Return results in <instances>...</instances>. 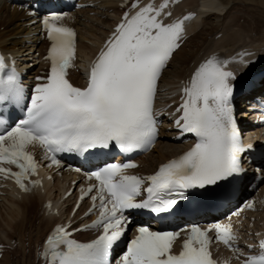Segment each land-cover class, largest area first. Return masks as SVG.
I'll return each mask as SVG.
<instances>
[{
  "label": "snow or ice",
  "instance_id": "snow-or-ice-1",
  "mask_svg": "<svg viewBox=\"0 0 264 264\" xmlns=\"http://www.w3.org/2000/svg\"><path fill=\"white\" fill-rule=\"evenodd\" d=\"M174 2L178 0H134L92 62L83 88L68 78L77 58V33L58 23L61 14L42 20L50 41L45 57L50 68L37 78L40 83L30 95L15 58L0 53V111L14 108L23 114L11 124L0 117V178L14 180L24 192L42 186V180L33 179L40 168L36 148L50 166L59 168V154L84 157L90 150L114 146L130 154L154 147L159 82L186 39L185 22L194 18L188 14L172 19ZM251 55L241 53L236 60L213 54L185 82L181 102L170 115L181 137H195L187 151L150 175L131 174L129 170L139 167L131 160L83 173L87 183L80 189L73 218L56 224L43 243L39 255L44 264H231L214 258L213 244L229 249L239 264H264V239L258 246L247 244L245 252L230 218L228 223L178 231L153 230L134 219L139 210L166 219L161 214L187 200L189 190L224 188L244 171L242 154L252 145L245 146L241 138L233 103L238 75L230 65H247L244 57ZM85 200L90 206L80 219H96L74 226ZM244 207L254 210L255 202ZM130 230L126 250L114 257ZM85 231L97 235L87 242L75 238Z\"/></svg>",
  "mask_w": 264,
  "mask_h": 264
},
{
  "label": "bare ground",
  "instance_id": "bare-ground-1",
  "mask_svg": "<svg viewBox=\"0 0 264 264\" xmlns=\"http://www.w3.org/2000/svg\"><path fill=\"white\" fill-rule=\"evenodd\" d=\"M237 2L240 3L237 4ZM90 3L84 10L65 19L79 32L81 60L95 55L99 43L104 40L120 17L118 0H90ZM177 9L181 12L195 11L198 17L190 25V37L174 54L173 60L164 72L162 78L164 99L174 93L179 82L190 75L198 63L213 54L226 58L230 54L236 53L238 57L243 52H249L253 55L245 56L246 61L258 60L259 65L264 62V0H183ZM32 19L34 18L28 16L22 6L0 0V45L6 52L12 53L22 62L30 61L36 43L42 39L41 26L30 25L29 22ZM44 48L45 43L42 42L38 45L37 51H42ZM236 66L251 71L256 68L254 64L236 63ZM36 67L40 69L41 64ZM72 78L80 82L81 73H73ZM259 82L260 85L256 86L247 95L248 97H254L264 91V77ZM162 134L164 138L158 146L142 160L151 170H154L157 164L186 148V145L170 140L173 133L168 129ZM54 178L53 183L46 185L45 191L31 194L19 196L8 187L1 189L0 243L8 248L0 264H12L13 260L8 253L14 246L22 251V256L26 257V244L27 240H30L29 237L33 239L31 243L36 247L42 244L53 225L65 212H69L70 198L62 202L60 206H55L54 210L57 207L60 209V215L53 212L46 214L42 209L47 198L60 199L61 190L67 183L65 178H60L57 174ZM66 207L67 211H65ZM253 217L254 222L247 221L241 226L242 234L245 236H251L264 227V211L258 212ZM88 237L89 235H84L85 239ZM34 260H36V252ZM31 263L26 261L25 264Z\"/></svg>",
  "mask_w": 264,
  "mask_h": 264
},
{
  "label": "rangeland",
  "instance_id": "rangeland-1",
  "mask_svg": "<svg viewBox=\"0 0 264 264\" xmlns=\"http://www.w3.org/2000/svg\"><path fill=\"white\" fill-rule=\"evenodd\" d=\"M240 2H237V4H239ZM243 20V19H242ZM29 239L30 240H27V244H26V250L28 251H30L31 249H32V247H33V244L31 243L32 242V238L31 237H29ZM30 243V244H29ZM26 252V251H25ZM18 253V254H17ZM23 255V253L19 250V251H16V252H14L13 254H12V256H11V258H12V263L13 264H25L26 263V261L27 262H29V261H32L33 260V257H34V255H33V252L31 251L30 253L29 252H27L26 253V257H24V256H22ZM28 255H30V257L28 256ZM28 259V260H27ZM22 260H23V262H22Z\"/></svg>",
  "mask_w": 264,
  "mask_h": 264
}]
</instances>
